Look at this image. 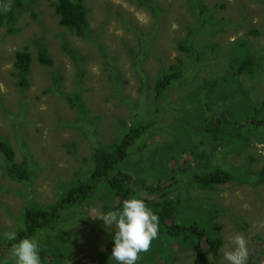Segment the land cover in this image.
Instances as JSON below:
<instances>
[{"label":"rangeland","instance_id":"rangeland-1","mask_svg":"<svg viewBox=\"0 0 264 264\" xmlns=\"http://www.w3.org/2000/svg\"><path fill=\"white\" fill-rule=\"evenodd\" d=\"M83 2L90 23L83 37L60 24L56 0L28 1L12 31L0 28V138L33 172L30 182L10 178L0 154V264H15L2 242L5 233L23 226L26 207H48L66 197L94 168L96 149L141 122L150 129L119 167L125 165L138 195L150 196L159 180L170 184L167 197L153 198L164 203L158 210L168 224L207 226L214 215L223 245L218 259L210 256L212 264H228L223 253L237 233L247 241V264H264V184L205 190L193 180L215 167L264 168V128H241L236 140L229 135L230 146L212 152L200 122L207 115L241 122L264 117V0ZM34 39L47 45L52 66L39 63ZM25 49L33 61L28 86L21 88L13 72L16 52ZM173 67L181 76L155 103L157 80ZM75 97L79 107L69 102ZM185 162L193 166H180ZM176 165L181 170L171 173ZM107 196L94 195L32 238L41 264H117L111 260L115 228L88 216L93 208L114 211L117 198ZM205 205L213 210L201 209ZM164 237L178 247L159 243L153 261L194 264L190 246L166 232Z\"/></svg>","mask_w":264,"mask_h":264},{"label":"trees","instance_id":"trees-1","mask_svg":"<svg viewBox=\"0 0 264 264\" xmlns=\"http://www.w3.org/2000/svg\"><path fill=\"white\" fill-rule=\"evenodd\" d=\"M4 1L5 0H0V4L4 3ZM28 1L36 2L38 0H12L10 10L7 11L1 8L0 5V28L7 25L12 31V27L18 19L19 13L23 11L25 3ZM54 7L62 26L74 32L79 37L86 36V34L90 32L88 8L85 6L83 0H56ZM33 43H35L37 47V58L39 63L52 66L53 61L47 45L40 42L38 39H34ZM184 49L190 50L188 48ZM32 61L33 57L28 49L16 52L14 64L15 73L13 72V75L18 80L21 88L28 86V75L31 70ZM180 76L181 75L176 71L175 67H173L168 73L157 80L155 103L161 99L165 91H167ZM55 79L58 83L61 81V79ZM199 94L202 95L203 92L201 91ZM223 95L226 96L225 93H216V96ZM68 99L70 104L74 107H79L78 104L82 102L78 97ZM198 103L199 102H197V104ZM227 118V115L216 117L207 115L200 119L203 132L208 134L213 141L210 148L212 152L222 151V147L224 148L223 144L230 146L229 135H231L232 140H236L241 135L239 132L241 128H247L257 132L264 128V117L257 118L253 116L245 122ZM149 129L150 127L148 124L146 125L142 122L138 124L135 123L129 126L122 137L111 146L97 148L94 153V168L86 178L80 179V181L72 185L66 197L48 207L28 205L24 211L23 226L15 233V240H8L5 238L2 242L4 250L7 251L11 248L12 244L19 243V241L24 238L32 239L37 233L46 230L57 222L65 212L85 204L94 195L102 191L109 194L107 197L113 196L117 198V204L113 208L114 211L122 210V204L125 199H142L140 194L138 195L139 192L136 189V182L124 171L125 165L123 168L119 167L128 158L136 141L140 140ZM0 154L5 161L4 171L10 178L21 182H30L32 180L33 172L21 167V165L17 163L13 147L8 141L1 138ZM185 165L191 167L190 165H192V163L185 162L180 166L183 167ZM180 166L168 167L171 173H176L181 170ZM157 177L158 175L156 174V178ZM193 180L199 188L205 190H214L236 184L261 185L264 184V168L258 171H253L252 168L227 171L220 167H215L212 169H205L201 173L195 174ZM169 187L170 184L163 183L159 180L158 184L148 189L150 196L142 199L159 217V235L152 241L151 250L147 253L140 254V259L144 260L145 264H158L153 260L158 257L155 255L159 252L157 248L159 243H161L162 248L165 247L168 250L178 247L176 241H172L171 243L166 241L164 237L166 232L168 237L178 238L184 245H188L193 249L195 252L194 264H212L210 256L215 260L218 259L220 249L223 245L220 227L218 224L213 223L214 215L208 217L210 219L207 226L189 222L176 225L168 224L162 213L158 210V207L164 205V203H156L153 201V198L159 196L164 198L167 197L168 193L166 191ZM141 190L140 188V191ZM201 209L213 210L206 205Z\"/></svg>","mask_w":264,"mask_h":264},{"label":"clouds","instance_id":"clouds-1","mask_svg":"<svg viewBox=\"0 0 264 264\" xmlns=\"http://www.w3.org/2000/svg\"><path fill=\"white\" fill-rule=\"evenodd\" d=\"M2 7L6 11L10 10L9 5ZM88 216L100 218L106 227L115 228L111 260H115L117 264H137L140 254L149 252L152 241L159 235V217L142 199H125L122 210L107 213L93 208ZM5 237L15 240L16 234L5 233ZM230 242L232 248L224 251V259L228 264H247L249 251L245 237L237 233ZM11 257L15 264H41L38 242L24 238L19 243L12 244Z\"/></svg>","mask_w":264,"mask_h":264}]
</instances>
